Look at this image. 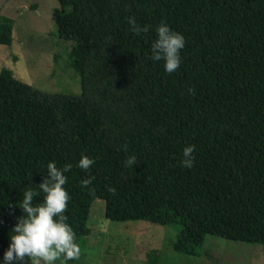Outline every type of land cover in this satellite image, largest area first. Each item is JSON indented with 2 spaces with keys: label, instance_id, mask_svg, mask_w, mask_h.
Segmentation results:
<instances>
[{
  "label": "trees",
  "instance_id": "1",
  "mask_svg": "<svg viewBox=\"0 0 264 264\" xmlns=\"http://www.w3.org/2000/svg\"><path fill=\"white\" fill-rule=\"evenodd\" d=\"M58 2L53 20L82 94L46 93L0 71V257L23 191L43 199L50 160L73 165L65 214L80 256L97 199L110 221L178 226L177 253L198 255L207 235L264 245V0ZM129 16L149 31H131ZM161 21L186 39L171 73L151 59ZM12 42L0 14V44ZM185 144L196 146L191 168L180 164ZM82 154L95 160L88 170ZM131 154L137 165L127 168ZM147 257L159 262L157 250Z\"/></svg>",
  "mask_w": 264,
  "mask_h": 264
},
{
  "label": "rangeland",
  "instance_id": "2",
  "mask_svg": "<svg viewBox=\"0 0 264 264\" xmlns=\"http://www.w3.org/2000/svg\"><path fill=\"white\" fill-rule=\"evenodd\" d=\"M58 7V0H0V14L13 23L12 44H0V71L10 70L16 79L46 93L79 96L81 77L69 69L70 45L60 38L53 20ZM88 226L91 235L71 264H148L152 250L158 251L157 264H264V245L215 235L206 236L196 256L177 253L172 243L178 226L110 221L102 199L92 205Z\"/></svg>",
  "mask_w": 264,
  "mask_h": 264
},
{
  "label": "clouds",
  "instance_id": "3",
  "mask_svg": "<svg viewBox=\"0 0 264 264\" xmlns=\"http://www.w3.org/2000/svg\"><path fill=\"white\" fill-rule=\"evenodd\" d=\"M131 31L137 35L149 31V25H140L135 17H127ZM155 38L151 43V59L153 62L163 61L164 70L168 73L176 71L181 62V50L185 47L186 39L183 33L171 28L161 21L155 27ZM189 92L193 89L189 88ZM194 144H185L182 149L180 164L191 168L195 162ZM95 163L94 158L82 154L78 166L88 170ZM137 165V157L128 155L124 166L132 168ZM72 164L58 167L54 160L47 163V175L38 185L43 199L34 203L37 195L35 189L29 187L23 191L19 208L22 215L10 233V243L3 253L0 264H67L69 260L75 261L80 256V246L76 240L73 227L67 222L65 210L68 207L70 194L64 187L67 181L66 173ZM92 177L82 180L87 186Z\"/></svg>",
  "mask_w": 264,
  "mask_h": 264
}]
</instances>
